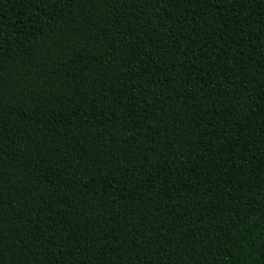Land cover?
<instances>
[{
    "label": "trees",
    "instance_id": "16d2710c",
    "mask_svg": "<svg viewBox=\"0 0 264 264\" xmlns=\"http://www.w3.org/2000/svg\"><path fill=\"white\" fill-rule=\"evenodd\" d=\"M0 264H264V0H0Z\"/></svg>",
    "mask_w": 264,
    "mask_h": 264
}]
</instances>
